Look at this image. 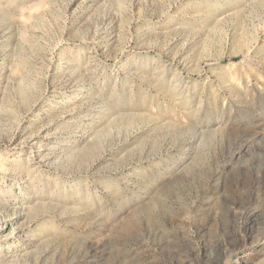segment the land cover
<instances>
[{"label": "rangeland", "instance_id": "374dc122", "mask_svg": "<svg viewBox=\"0 0 264 264\" xmlns=\"http://www.w3.org/2000/svg\"><path fill=\"white\" fill-rule=\"evenodd\" d=\"M2 152L0 264H264V0H0Z\"/></svg>", "mask_w": 264, "mask_h": 264}, {"label": "bare ground", "instance_id": "6f19581e", "mask_svg": "<svg viewBox=\"0 0 264 264\" xmlns=\"http://www.w3.org/2000/svg\"><path fill=\"white\" fill-rule=\"evenodd\" d=\"M35 140V138H31V137H29V139L27 140V141H23V142H21V144H23V143H30V147H33L34 146V144L35 143H38L39 142V146H42V145H44V143H41V141H34ZM52 148H54V147H52ZM30 154H28V157H27V159H26V163H25V160H23L24 162H23V164L25 163V167H26V171L28 172V174L27 175H29V172H31L33 169H36L37 167H38V165H35L32 161L33 160H35L36 159V157L33 155L34 153L31 151V152H29ZM38 156H39V158H38V162H40L41 164H42V160H44V154L41 152V153H38ZM6 157H5V154H4V152H2V153H0V166L4 163V162H6ZM15 166V168H16V166H18L19 165V162L17 161V159L14 161V163H13ZM22 166V165H21ZM34 166H36V167H34ZM28 167H30L28 170H27V168ZM18 168H20V167H18ZM15 183H13L7 190H6V192L9 194V193H14V189H15V185H14ZM58 185V184H57ZM18 188L20 187L19 185L17 186ZM19 194H21L22 195V191L20 190L19 191ZM15 201L17 202V201H19V198H17V199H15ZM15 202V203H16ZM14 207H16V206H14ZM19 207V206H18ZM5 227H4V221L2 220V218L0 217V239L2 238V236H3V232H4V229ZM6 244H8V246H6V247H2L1 245H0V258H2V256H3V254L4 253H2V252H4V250H7V249H9L11 246H13V243L12 242H7ZM3 260V259H2Z\"/></svg>", "mask_w": 264, "mask_h": 264}]
</instances>
